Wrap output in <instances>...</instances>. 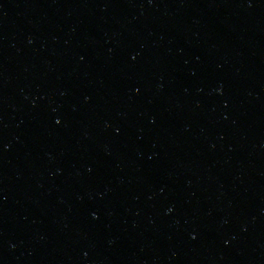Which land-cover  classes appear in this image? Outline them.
Listing matches in <instances>:
<instances>
[{
    "label": "water",
    "instance_id": "water-1",
    "mask_svg": "<svg viewBox=\"0 0 264 264\" xmlns=\"http://www.w3.org/2000/svg\"><path fill=\"white\" fill-rule=\"evenodd\" d=\"M0 264H264V0H0Z\"/></svg>",
    "mask_w": 264,
    "mask_h": 264
}]
</instances>
